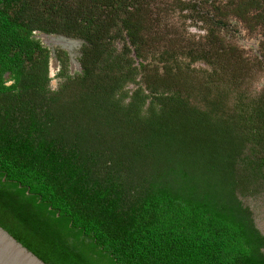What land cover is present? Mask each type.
<instances>
[{
	"label": "trees",
	"instance_id": "1",
	"mask_svg": "<svg viewBox=\"0 0 264 264\" xmlns=\"http://www.w3.org/2000/svg\"><path fill=\"white\" fill-rule=\"evenodd\" d=\"M150 1L0 0V199L95 264H264V87L243 89L264 44L250 62L210 30L149 62ZM229 11L264 28V0ZM36 34L81 40V71L57 51L52 89Z\"/></svg>",
	"mask_w": 264,
	"mask_h": 264
},
{
	"label": "rangeland",
	"instance_id": "2",
	"mask_svg": "<svg viewBox=\"0 0 264 264\" xmlns=\"http://www.w3.org/2000/svg\"><path fill=\"white\" fill-rule=\"evenodd\" d=\"M184 3L180 5V9H187L186 11L180 10L178 8L177 2L173 0H152L150 4V13L147 14L148 19L151 24H153V29L155 35L158 34L164 37L161 44L154 45L153 50L146 49L145 55L147 61L150 62L151 54L161 51L165 46L172 45L173 47L187 46L188 43H193L194 41L204 42L207 38L208 32L214 31L218 34V40H222L226 45H230L239 50L240 55L244 59H248L250 62H254L255 56H259L261 53V46L264 44V28L261 25H252V21L244 20L240 16L231 14L230 9H234L238 5H241V0H179ZM174 2V3H173ZM196 3V4H195ZM198 5V9L192 8ZM197 13H201L203 16L202 20H198ZM194 16V19L190 17ZM248 17H252V11L248 12ZM210 18V19H209ZM217 21L225 23V25L215 28ZM153 22V23H152ZM148 35H154L152 32H148ZM36 38L41 41V43L54 50L55 56L50 58L49 62V77L51 78L50 86L55 89L58 85V80L55 75L60 70L61 64L56 58L57 51H64L69 58L68 62V72L71 75L80 72L78 58L80 57V49L83 42L78 39L64 38L59 35H51L42 37L41 34H36ZM51 39V41H49ZM63 39L69 44L63 45L61 43L52 44V40ZM44 40V41H43ZM47 40V41H46ZM117 48L120 49V43L116 44ZM56 50V51H55ZM257 58V57H256ZM63 59V58H62ZM131 59L136 67H139L141 60L136 58L135 54L131 55ZM152 62V61H151ZM184 64H188L187 60H184ZM158 66H154L149 63L145 66V70L148 74H153L154 69ZM206 69L203 64H194L191 66L192 70L201 71V69ZM140 83V78L137 79ZM192 84L195 82V86H201L203 82V76L196 73L193 77L190 76L188 80ZM182 83L185 86V79H182ZM142 84V83H141ZM143 86V85H142ZM136 86L130 84L125 89L132 92ZM264 87V71H252L249 76L243 82V89H247L250 93H257L261 91ZM195 91L191 90L190 97L191 102L196 107L202 108V104L195 99ZM217 90H215L216 92ZM232 101V98H229ZM231 106V102L228 103V107ZM245 204L251 209L254 215V220L257 228L264 235V192L256 197L246 198Z\"/></svg>",
	"mask_w": 264,
	"mask_h": 264
},
{
	"label": "water",
	"instance_id": "3",
	"mask_svg": "<svg viewBox=\"0 0 264 264\" xmlns=\"http://www.w3.org/2000/svg\"><path fill=\"white\" fill-rule=\"evenodd\" d=\"M0 264L95 263L0 199Z\"/></svg>",
	"mask_w": 264,
	"mask_h": 264
},
{
	"label": "bare ground",
	"instance_id": "4",
	"mask_svg": "<svg viewBox=\"0 0 264 264\" xmlns=\"http://www.w3.org/2000/svg\"><path fill=\"white\" fill-rule=\"evenodd\" d=\"M45 39H47V38H45ZM47 41V40H46ZM49 41H51V39H49ZM53 42H52V44H56V43H61V44H63V45H66V44H69V42H67V41H65V40H63V39H60V40H52Z\"/></svg>",
	"mask_w": 264,
	"mask_h": 264
},
{
	"label": "flooded vegetation",
	"instance_id": "5",
	"mask_svg": "<svg viewBox=\"0 0 264 264\" xmlns=\"http://www.w3.org/2000/svg\"><path fill=\"white\" fill-rule=\"evenodd\" d=\"M196 4V3H195ZM198 5H195V6H193L192 8H194V9H198V7H197ZM186 11V10H185ZM198 14V13H197ZM198 17V16H197ZM199 17H200V15H199ZM223 24V23H222ZM222 26V25H221ZM56 51V50H55ZM59 72V71H58Z\"/></svg>",
	"mask_w": 264,
	"mask_h": 264
}]
</instances>
